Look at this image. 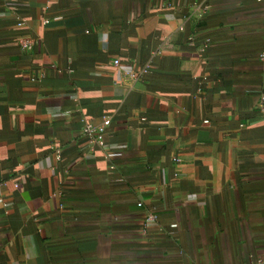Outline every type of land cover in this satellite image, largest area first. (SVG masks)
<instances>
[{"label":"crops","instance_id":"0c3cea01","mask_svg":"<svg viewBox=\"0 0 264 264\" xmlns=\"http://www.w3.org/2000/svg\"><path fill=\"white\" fill-rule=\"evenodd\" d=\"M263 52L264 0H0V264L263 260Z\"/></svg>","mask_w":264,"mask_h":264},{"label":"built area","instance_id":"2783aa9c","mask_svg":"<svg viewBox=\"0 0 264 264\" xmlns=\"http://www.w3.org/2000/svg\"><path fill=\"white\" fill-rule=\"evenodd\" d=\"M44 23H47L46 21ZM20 48L22 50H31L32 49V43L31 42H26L22 41L20 42ZM260 60H264V52L260 54L259 56ZM114 65H118V61L114 62ZM260 108H263L262 111L264 113V92L260 95V103H259ZM206 123V121H205ZM110 125V119L105 118L103 120L102 126H94L89 122H84L83 127H82V134L89 139H91L93 142H95L98 145H103V138H104V128L108 127ZM256 264H264V259L258 261Z\"/></svg>","mask_w":264,"mask_h":264}]
</instances>
